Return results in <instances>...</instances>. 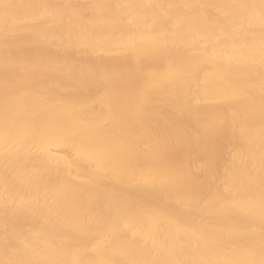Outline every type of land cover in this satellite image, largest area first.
<instances>
[{
  "label": "bare ground",
  "instance_id": "obj_1",
  "mask_svg": "<svg viewBox=\"0 0 264 264\" xmlns=\"http://www.w3.org/2000/svg\"><path fill=\"white\" fill-rule=\"evenodd\" d=\"M0 264H264V0H0Z\"/></svg>",
  "mask_w": 264,
  "mask_h": 264
},
{
  "label": "rangeland",
  "instance_id": "obj_2",
  "mask_svg": "<svg viewBox=\"0 0 264 264\" xmlns=\"http://www.w3.org/2000/svg\"><path fill=\"white\" fill-rule=\"evenodd\" d=\"M190 156H191L190 160L192 161L193 164L196 165V163H195V162H196V159H195L196 157H195V155L192 154V155H190ZM196 167H197V165H196ZM196 167H195V168H196ZM196 170L198 171L197 174L200 175V176H202V174H200L201 171L199 170V168L196 169ZM217 182L220 183V182H221V178H218V179H217Z\"/></svg>",
  "mask_w": 264,
  "mask_h": 264
}]
</instances>
